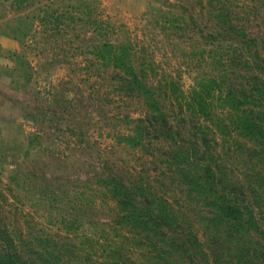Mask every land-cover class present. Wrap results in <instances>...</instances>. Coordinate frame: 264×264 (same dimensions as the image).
Wrapping results in <instances>:
<instances>
[{"label":"rangeland","instance_id":"1","mask_svg":"<svg viewBox=\"0 0 264 264\" xmlns=\"http://www.w3.org/2000/svg\"><path fill=\"white\" fill-rule=\"evenodd\" d=\"M107 42L132 45L134 65L162 91L173 81L189 95L224 73L238 84L251 76L246 60H264V0H0V229L25 251L53 252L37 264H148L106 187L114 174L168 200L212 254L210 210L183 175L201 167L174 160L161 137L128 144L149 110L98 57ZM174 101L163 96L192 162L207 164L197 145L215 149L220 177L264 200L257 144L237 133L215 143L214 116L212 125Z\"/></svg>","mask_w":264,"mask_h":264},{"label":"trees","instance_id":"2","mask_svg":"<svg viewBox=\"0 0 264 264\" xmlns=\"http://www.w3.org/2000/svg\"><path fill=\"white\" fill-rule=\"evenodd\" d=\"M133 55L132 45L107 42L98 56L107 66L123 72L126 78L122 81L144 97L149 110L145 119L137 120L134 135L125 139L129 145L139 146L143 145L145 137H161L176 145L174 160H186V165L201 167L200 171L183 173L184 181L189 193L200 196L210 210L209 225L214 228V250L210 254L192 232L183 228L168 200L146 192L143 185L111 174L106 187L117 200L125 225L147 248L148 264H264L261 194L252 188L253 198L243 196L244 192L236 190L230 180L222 179L220 154L215 149L212 154L205 147L201 153V146L197 145L193 148L195 153L199 152L200 161L207 164L192 162L194 156L181 146L180 132L170 124L163 102V96H172L181 111L210 120L214 116L215 143L217 134L230 137L235 133L255 142L259 149L253 151L263 165L257 179L264 182V60L255 68L248 60L244 62L242 68L251 72L245 82L233 83L224 73L199 83L187 95L173 81L165 83V91L149 85L151 73L144 66H135ZM211 122L213 125V118ZM18 245V240L8 231L0 229V264L46 263L47 257L54 255L47 248L42 252L25 251ZM201 257L205 259L203 263L199 261ZM87 259L92 264L117 263L115 259L92 261L93 256Z\"/></svg>","mask_w":264,"mask_h":264}]
</instances>
